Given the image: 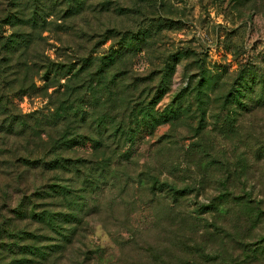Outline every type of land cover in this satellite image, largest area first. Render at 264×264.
<instances>
[{"label": "rangeland", "instance_id": "1", "mask_svg": "<svg viewBox=\"0 0 264 264\" xmlns=\"http://www.w3.org/2000/svg\"><path fill=\"white\" fill-rule=\"evenodd\" d=\"M167 63V120L125 140ZM241 67L264 76V0H0V264H264V79Z\"/></svg>", "mask_w": 264, "mask_h": 264}, {"label": "trees", "instance_id": "2", "mask_svg": "<svg viewBox=\"0 0 264 264\" xmlns=\"http://www.w3.org/2000/svg\"><path fill=\"white\" fill-rule=\"evenodd\" d=\"M121 46H123V45H121ZM122 49H123L122 47H117L115 49L112 48L106 54H102V56L100 58L101 61L99 63V67L97 68V70L99 72V76L97 77V80L99 81V83L102 82L101 76L103 75V73L105 71V69H100L101 66L106 64L108 61H110V64L111 63L115 64L114 61L121 56V52L123 51ZM170 68H172V63L171 64L167 63V65L162 70V74L158 80V83L155 86L152 98L147 100L146 102H144L138 108L140 115L131 116V120H129V121H125V120L120 119L115 124L114 129L117 131V133L119 135H124L126 137L125 140H128V139L131 140L132 137L134 135H136L139 131H141L143 128L152 127L161 121L167 120V118H168V117H166L167 114L163 110L156 109L154 107V104L159 99V97L164 92H166L168 90V86L170 83V75H171V71H172V69H170ZM246 69H247L246 67L240 68V72H239L240 85H242L243 88L249 87L250 90L254 91L255 84L257 83L258 80L264 79V76L262 74L258 75L255 71H252V70L248 71ZM119 77H120V75H118L116 77L115 83ZM248 77H249V80L253 81V83L249 84L246 87L245 84H248L247 83ZM113 78H115V77L113 76ZM89 84L92 87L88 90L89 91L88 97L91 100H93V99L95 100V99H97V98H95L96 87L94 85H92L91 82ZM236 91L238 93L242 94L240 87H237ZM238 93H232L231 94V99L233 100V102H237V103H241V104H247V103H244V101H242V99H240L238 97L239 96ZM122 98H124V97H122ZM250 100L255 105H264V89H262L261 92L257 94V96L250 97ZM82 108H83V110H86L87 107L83 106ZM81 115L83 116V114H81ZM127 135H128V137H127ZM83 136H88V137L92 138L94 142L97 141V139L91 135H84L83 134L79 137L71 136L68 140L69 141L68 146H73L78 141V139L82 138ZM57 159H62V158L57 157ZM57 159H50L49 163L51 164L53 161V162H55L54 163L55 165H58L59 160H57ZM55 160H57V161H55ZM158 182H159L158 186L155 185L156 183H154L152 186L159 189V190H165L166 192H168L173 197H178L180 194H184V193L188 192L187 190L189 187H175V186H172L165 181H158ZM226 197L227 196H225L224 192H220L217 195H214L209 202L202 203L200 205L201 211L217 209L219 204H221L222 202H224L226 200Z\"/></svg>", "mask_w": 264, "mask_h": 264}]
</instances>
